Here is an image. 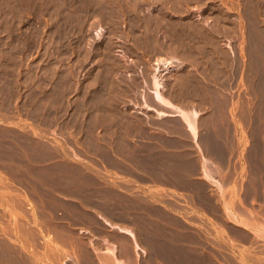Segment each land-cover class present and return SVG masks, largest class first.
I'll list each match as a JSON object with an SVG mask.
<instances>
[{
  "label": "rangeland",
  "instance_id": "rangeland-1",
  "mask_svg": "<svg viewBox=\"0 0 264 264\" xmlns=\"http://www.w3.org/2000/svg\"><path fill=\"white\" fill-rule=\"evenodd\" d=\"M0 264H264V0H0Z\"/></svg>",
  "mask_w": 264,
  "mask_h": 264
},
{
  "label": "crops",
  "instance_id": "crops-1",
  "mask_svg": "<svg viewBox=\"0 0 264 264\" xmlns=\"http://www.w3.org/2000/svg\"><path fill=\"white\" fill-rule=\"evenodd\" d=\"M162 97L164 99L163 100L164 102L157 99L156 101L162 106L171 107L173 109V111L171 112H167V113L162 112L163 115L157 117L158 120L162 121V125L161 127H159V129H162L165 132L166 142H177L178 140H181V138H183V135H185L192 143V147L181 148L174 146H164L163 149L169 153H183V154L187 153L193 156H197V158L199 159L198 170L201 173V175L193 176V179L203 178L208 182H210V178L208 177V175L204 174L207 172V163H209L210 160L205 158L199 141L203 133V130L200 126V120L204 112L199 110V108H197L195 103H190V104L176 103L171 101L169 98H167L164 95H162ZM158 112L162 114L160 111ZM172 122L176 123L175 129L169 127V125ZM147 132H150V129H148ZM143 140H147V139H143ZM191 149H194V151L190 152ZM148 200L151 201L153 204L157 205L162 210L168 209L164 203L152 199L150 196L148 197ZM118 230L131 237H135L138 234L136 230L131 226L118 227ZM136 248L139 247L136 245ZM114 250L115 249L113 248V251Z\"/></svg>",
  "mask_w": 264,
  "mask_h": 264
},
{
  "label": "bare ground",
  "instance_id": "bare-ground-1",
  "mask_svg": "<svg viewBox=\"0 0 264 264\" xmlns=\"http://www.w3.org/2000/svg\"><path fill=\"white\" fill-rule=\"evenodd\" d=\"M163 63H164V64L161 63L162 66L165 65V64L169 65L168 63H170V61H169V60H165ZM156 83H157V82H156ZM156 83H155V84H156ZM158 85H160V84H158ZM160 87H161V86H160ZM156 92L158 93V91H156ZM156 92H155V93H156ZM157 96H158V94H157ZM157 96H156V97H157ZM163 100H164V99H163ZM163 102H164V101H163ZM160 112L162 113V111H160ZM163 113H164V112H163ZM159 114H160V113H159ZM190 115H191V114H190ZM119 262H120V261H119Z\"/></svg>",
  "mask_w": 264,
  "mask_h": 264
}]
</instances>
